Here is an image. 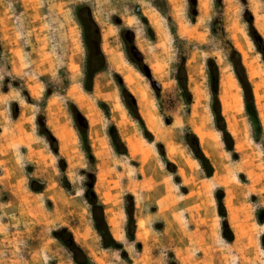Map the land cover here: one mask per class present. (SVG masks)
Here are the masks:
<instances>
[{"label":"rangeland","instance_id":"obj_1","mask_svg":"<svg viewBox=\"0 0 264 264\" xmlns=\"http://www.w3.org/2000/svg\"><path fill=\"white\" fill-rule=\"evenodd\" d=\"M194 3L0 0V264H75L63 230L93 264H264V0ZM95 206L116 247H103Z\"/></svg>","mask_w":264,"mask_h":264},{"label":"trees","instance_id":"obj_2","mask_svg":"<svg viewBox=\"0 0 264 264\" xmlns=\"http://www.w3.org/2000/svg\"><path fill=\"white\" fill-rule=\"evenodd\" d=\"M84 11L87 12V9H84ZM88 18H90V17L88 16ZM90 24L95 29V33L98 35L97 28H96L95 24L92 22V20H90ZM254 38L257 40L256 45H257V48L259 49V53L264 58V47H263L262 41L256 34L254 35ZM93 59L102 61L104 58L100 52L94 53V54H92V56H90V60L88 61V67H87L88 79H90L91 76H94L101 69H103V67H101L99 69H96L95 71H91V67L93 65L91 61ZM229 60L232 64L235 76H236V78H237V80H238V82H239V84L243 90V100H244L245 111H246L247 115L251 118V120L254 122V124L257 126L258 120L256 118V113H255L254 106H253L251 90H250L247 78L245 76L244 70H243L242 65H241L240 56L236 51L231 49V53L229 55ZM208 64L213 65V68H212L213 71L209 72V86H210V92H211V97H212L211 110H212V114L214 116V119L216 121V124L219 125V123L223 122V120H222V117L220 115L219 102L217 99L218 73H217V68L213 64L212 61H209ZM175 80H176L179 88L181 89L182 93L184 95L188 96V92H187V88H186V75H185V69H184L183 63H180L176 68ZM122 91H123L124 104H125L127 110L129 111V113L131 114V116L135 120L142 123L140 118H139V115L137 113V108H136V103H135L134 98L124 88ZM218 129H219L220 133L222 134V140L224 142L226 150L228 152H233L232 140H231L229 134L226 132L224 125L219 126ZM111 130L113 131L112 144L114 146V149L116 151H119V148H121L122 152H119V153L124 154V152H125L124 146L121 144L114 128H111ZM82 139L84 142H86L84 135H83ZM193 148L196 151V158L200 161V163L202 165L203 164L206 165L207 169H209V172L212 171L207 160L200 153V150H199L196 142L194 143ZM86 149L88 150V148H86ZM208 175H210V173H208ZM89 187H90L89 193H90L91 202L96 203V198H95L94 194L92 193V189H91L92 186L90 185ZM127 199L129 201H132V199L130 197H127ZM218 205H219L220 210L222 211L221 212L223 214L222 217H224L223 206H222V204H218ZM95 207L98 210L97 214L94 215L95 229H96L99 237L101 238V242H102L103 247L104 248L116 247V244L113 242V240L111 239V237L109 235L108 228L106 226V223H105L102 211H101V206H95ZM126 214L128 217V226L131 227L133 225L132 205H131V208L129 209V211H126ZM61 233L66 235V241L64 243H65V246L67 247L68 251L71 253L72 259H73L75 264H93L88 259V257L83 252V250L77 244H75L72 236L68 232L63 230ZM129 235H131V234L129 233Z\"/></svg>","mask_w":264,"mask_h":264},{"label":"bare ground","instance_id":"obj_3","mask_svg":"<svg viewBox=\"0 0 264 264\" xmlns=\"http://www.w3.org/2000/svg\"><path fill=\"white\" fill-rule=\"evenodd\" d=\"M260 25H261V24H260ZM259 29H260V31H262V32L264 33V26H263V25H261ZM245 56H246V55H245ZM112 59H113V58H112ZM113 60H114V59H113ZM115 62H116V61H115ZM115 62H113V63H115ZM137 89H138V88H137ZM138 93H139V92H138ZM140 94H141V93H140ZM140 94H138V95H140ZM139 97H140V96H139ZM140 98H141V97H140ZM142 98H143L144 100H146L145 97H144V94H143V93H142ZM143 102H144V101H143ZM139 105H140V104H139ZM142 108H143V107H142Z\"/></svg>","mask_w":264,"mask_h":264},{"label":"water","instance_id":"obj_4","mask_svg":"<svg viewBox=\"0 0 264 264\" xmlns=\"http://www.w3.org/2000/svg\"><path fill=\"white\" fill-rule=\"evenodd\" d=\"M191 1L194 3V0H191ZM144 72H145V76L148 77L149 76V71H148V69L146 67L144 68ZM77 119H78V121L82 120L80 117H78Z\"/></svg>","mask_w":264,"mask_h":264}]
</instances>
